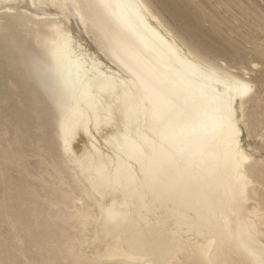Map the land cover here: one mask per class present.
I'll list each match as a JSON object with an SVG mask.
<instances>
[{
    "label": "bare ground",
    "instance_id": "6f19581e",
    "mask_svg": "<svg viewBox=\"0 0 264 264\" xmlns=\"http://www.w3.org/2000/svg\"><path fill=\"white\" fill-rule=\"evenodd\" d=\"M23 4L36 11L13 18L31 38L13 95L55 105L32 110L57 147L25 120L0 124V160L21 178L0 199V264H264V162L239 141L241 123L264 150L262 91L242 95L253 82L193 52L149 0H0V11ZM68 8L121 71L74 35ZM225 95L232 139L219 128Z\"/></svg>",
    "mask_w": 264,
    "mask_h": 264
},
{
    "label": "rangeland",
    "instance_id": "374dc122",
    "mask_svg": "<svg viewBox=\"0 0 264 264\" xmlns=\"http://www.w3.org/2000/svg\"><path fill=\"white\" fill-rule=\"evenodd\" d=\"M149 1L155 10L160 13L164 22L170 25L180 38H183L182 40L186 44L196 50L193 52L204 59L214 62L219 68L227 69L232 75H237L253 82L252 94L262 91L264 98V0ZM25 6L27 5L18 6L14 12L0 11V124L7 123V121L9 123L12 121L15 124L18 119L21 121L25 120L30 124V127H34L30 132L38 135L45 142L41 146L53 152L57 147L56 141L53 140V137H47L50 132H47L45 136L36 130V122L37 124H43L44 122L37 120V112H33L32 108H37L41 113L43 112L42 116L46 118V114H53L55 112V105L42 94L40 96L45 101V104L34 103L32 95H26L24 92L20 94V98L16 94L13 95V93L21 90L20 87L26 86L27 81L23 80L25 76L22 77L21 74H18V69L25 67L28 63V60H26L25 66L22 65L20 67L19 64L23 63L20 61V58L30 48L31 38L26 34L25 29L22 30L20 27H16L13 19L14 16L22 13L21 11L27 9L28 12L36 11L32 6ZM22 7L23 10H21ZM43 7L51 13L57 11L56 7ZM65 13L69 16V27L72 29V32L75 36L82 39V43H84L87 49L100 57L102 62L111 67L113 71H121L120 68H117L109 60V57L102 53L101 46L96 42L93 32H89L83 28L81 23L78 22L79 20L75 13L70 8ZM17 45H25L26 48L18 50ZM123 74L125 77H129V75L126 76L125 72ZM10 79L17 84L15 87L10 84ZM20 100H22L20 102L22 104L19 103ZM240 102V98H238L234 104L235 110L238 113L242 112ZM246 107L248 116L256 119L257 111H255L253 102L247 103ZM45 121L49 125L50 119ZM240 126L239 141L241 142V147L261 162H264V150L261 140L254 133L248 136L245 127L241 123ZM8 137L12 138L11 136ZM7 148L3 137L0 135V153L5 154V151H8ZM0 162L3 165V173H7L8 176L11 174V176L15 177L9 178L5 176L6 178H4L3 173L0 171V199L2 200L3 194H5L4 190L6 189L7 191L8 187L14 189L15 185H19L18 181L21 178L13 171L8 172L6 169L8 165L2 160ZM262 164L264 169V163ZM11 167L15 168L14 165ZM101 202L100 200L99 203ZM250 203H254V201ZM2 210L3 206L0 204V215H2ZM96 241L94 240L92 245L96 244ZM100 259L102 260L103 257H100Z\"/></svg>",
    "mask_w": 264,
    "mask_h": 264
},
{
    "label": "snow or ice",
    "instance_id": "6c2138e0",
    "mask_svg": "<svg viewBox=\"0 0 264 264\" xmlns=\"http://www.w3.org/2000/svg\"><path fill=\"white\" fill-rule=\"evenodd\" d=\"M225 88H228L229 91H231V89L228 86V82H225ZM251 86L248 84H244L241 86V94L242 95H247L249 92H251ZM232 102H233V97L229 96V95H225L223 97V108H222V112L224 113V115H222L221 117V121L219 124V128L224 129L226 131L227 136L229 137V139L234 138V136L237 133V128H236V118L234 116V110L232 107ZM151 115L154 118H158L159 114L153 110V112L151 113Z\"/></svg>",
    "mask_w": 264,
    "mask_h": 264
}]
</instances>
